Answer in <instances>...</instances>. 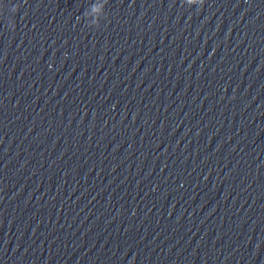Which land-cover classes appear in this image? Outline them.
<instances>
[{"label": "clouds", "instance_id": "1", "mask_svg": "<svg viewBox=\"0 0 264 264\" xmlns=\"http://www.w3.org/2000/svg\"><path fill=\"white\" fill-rule=\"evenodd\" d=\"M199 3L201 6H203L204 5V0H188V3L189 4H193V3ZM16 8H17V6H15ZM94 11H95V9H93ZM17 11H18V8H17ZM16 11V12H17Z\"/></svg>", "mask_w": 264, "mask_h": 264}]
</instances>
